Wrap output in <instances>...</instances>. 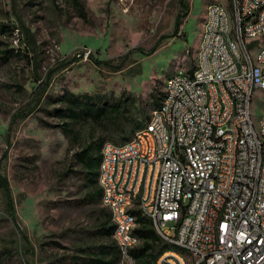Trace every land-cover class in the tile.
Returning a JSON list of instances; mask_svg holds the SVG:
<instances>
[{"label":"rangeland","instance_id":"obj_1","mask_svg":"<svg viewBox=\"0 0 264 264\" xmlns=\"http://www.w3.org/2000/svg\"><path fill=\"white\" fill-rule=\"evenodd\" d=\"M184 1L175 34L177 0H0V22L10 25L0 34V176L12 196L0 186V264H76L92 255L86 248L110 243L95 233L105 210L102 200L82 201L72 154L92 135L118 145L129 126L120 133L80 123L70 137L46 113L47 99L63 90L111 100L129 94L137 116L149 117L132 139L167 79L194 65L204 9L232 8L231 0ZM4 49L12 50L5 58ZM263 106L264 90H254V125ZM114 264L125 263L119 256Z\"/></svg>","mask_w":264,"mask_h":264},{"label":"built area","instance_id":"obj_2","mask_svg":"<svg viewBox=\"0 0 264 264\" xmlns=\"http://www.w3.org/2000/svg\"><path fill=\"white\" fill-rule=\"evenodd\" d=\"M229 2L235 38L222 44L224 6L215 2L208 44L192 75L184 71L172 83V97L134 147L107 148L98 182L117 208L125 264H136L126 233L129 191H144L141 214L163 242L193 249L194 264H264V106L255 125L249 113L251 93L264 90V0ZM249 10H256L255 23H247ZM245 55L255 56L258 67L249 68ZM177 198H185L184 209ZM217 207L222 233L214 229ZM153 263L183 264L169 253Z\"/></svg>","mask_w":264,"mask_h":264},{"label":"trees","instance_id":"obj_3","mask_svg":"<svg viewBox=\"0 0 264 264\" xmlns=\"http://www.w3.org/2000/svg\"><path fill=\"white\" fill-rule=\"evenodd\" d=\"M177 2L182 11L178 12L175 16L173 33L177 31L180 19L184 18L188 13V5L185 1L177 0ZM9 30L10 25L0 22V34L7 33ZM157 45L158 43L153 45L148 50V54L153 53ZM11 51L12 50L4 49L2 51L4 55L2 57L5 58ZM162 95L163 92H160L152 99V110L158 108ZM47 100L49 101L47 103L52 104L53 107L47 110L46 113L56 117L58 120H62L61 123L58 124L59 128L64 134L70 137L76 136L75 126L80 123L90 122L92 125L99 126L105 124L108 131L120 133L124 132L125 128L129 126V134H123L121 136L122 142L129 139L134 131L141 127L149 118L145 114H142V117L137 116L135 110H133L135 107V99L129 94H121L116 100H111V98L103 95L73 93L69 90H63L62 93L57 96H48ZM105 141L108 140H105L102 136L93 137L92 135L88 142L72 154L73 162L79 166L77 172L82 176V189L85 190L82 201L86 203L98 202L100 200V191L96 186V176H98L96 168L98 163H100L99 160H101L99 150ZM8 184L7 178L0 176V186H2L6 193L9 192V198L12 200ZM103 209L105 210L103 220L96 225L95 233L108 237L110 243L86 248L92 255L76 257V264H114L119 259V252L112 238L114 225L110 221L109 212L105 208ZM134 213L137 223L134 234H136V237L141 242L139 246L131 251L132 257L135 258L136 263L153 264V261L159 258L163 253L177 249L166 244L159 238L148 219L140 216L138 211H134ZM108 255L110 257L105 258Z\"/></svg>","mask_w":264,"mask_h":264},{"label":"bare ground","instance_id":"obj_4","mask_svg":"<svg viewBox=\"0 0 264 264\" xmlns=\"http://www.w3.org/2000/svg\"><path fill=\"white\" fill-rule=\"evenodd\" d=\"M232 1V0H231ZM215 5L214 3L209 4L205 9V18L203 25V32L201 36L200 45L197 52V60H202V51L205 46L208 44V34H209V23L211 22V12L212 7ZM232 8L231 11H228L226 7H224V36H222V44H229V39L235 38V22H234V13H235V5L234 2H231ZM256 22V10H249L247 14V23H255ZM253 55H245V62L248 64L249 68H257L258 60L256 58L257 66L255 65L254 60L252 59ZM184 73L178 72L170 76L164 86V92L162 98L160 100L159 106L155 111V113H151L150 120L147 125H145L142 129L138 130L132 139L128 140L121 144V147H134L137 143V136L146 135L149 129L152 127L156 120V113H162L163 103L170 99L173 95V88L170 87L174 81L182 78ZM185 75H192V71L189 73H185ZM225 126H232V118H225ZM118 148V145L105 143L101 150V160L98 166V176L97 183L98 187L101 191V200L105 209L108 210L110 215V221L114 225L113 239L117 245L118 249H123V241L120 238L121 231V223L120 220L116 219L117 216V208L113 207V202L108 201L109 199V191L107 187L101 185L98 181H103L106 173V165L108 164V152L107 148ZM144 198V191H129V200L125 203V210H127V215L129 216V222L126 226V233L132 234L133 239L130 241V250L129 257H132L131 251L139 246L140 241L134 234V230L137 228L136 223V215L134 211H138V214L147 219V215L141 214V200ZM185 207V198H177V209H184ZM222 223H223V207H217L214 214V229L215 233H222ZM176 250H171L163 253L159 258L165 257L169 254H178L182 257L183 264H194V250L188 249L187 245L176 244V243H166ZM167 246V245H166ZM136 263V260H135ZM137 264V263H136ZM154 264V263H153Z\"/></svg>","mask_w":264,"mask_h":264},{"label":"crops","instance_id":"obj_5","mask_svg":"<svg viewBox=\"0 0 264 264\" xmlns=\"http://www.w3.org/2000/svg\"><path fill=\"white\" fill-rule=\"evenodd\" d=\"M204 18H205V9H204ZM201 29H200V31H199V33H198V36H199V38H197L198 39V45H197V50H198V47H199V45H200V41H201V36H202V29H204L203 28V25H204V19L202 20V22H201ZM197 50H196V58H197ZM196 58H195V62H196ZM194 66H195V63H194V65L192 66V67H190V68H188V69H186L185 71L186 72H191V70L194 68ZM178 70V69H177ZM176 71V70H175ZM174 72V71H173ZM172 72V73H173ZM172 73H170V74H172ZM169 74V75H170ZM168 75V76H169ZM167 76V77H168ZM81 148V147H80ZM101 148H102V146H101ZM101 148H100V150H99V155H100V159H101ZM99 162H100V160H99ZM98 166H99V163H98ZM98 166H97V168H96V172L98 173ZM79 167V166H78ZM96 179H97V176H96ZM97 182V181H96ZM96 186H97V188L99 189V191H100V188L98 187V184L96 183ZM84 194H85V190H84ZM100 204H101V191H100ZM101 206H102V204H101ZM103 207V206H102ZM104 208V207H103Z\"/></svg>","mask_w":264,"mask_h":264}]
</instances>
